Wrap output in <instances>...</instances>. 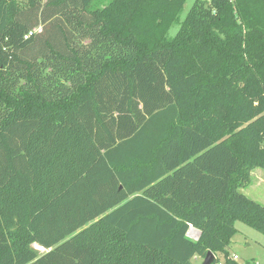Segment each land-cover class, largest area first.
Instances as JSON below:
<instances>
[{"label":"trees","instance_id":"16d2710c","mask_svg":"<svg viewBox=\"0 0 264 264\" xmlns=\"http://www.w3.org/2000/svg\"><path fill=\"white\" fill-rule=\"evenodd\" d=\"M186 3L0 0V264H237L236 222L264 235V0L169 38Z\"/></svg>","mask_w":264,"mask_h":264},{"label":"rangeland","instance_id":"374dc122","mask_svg":"<svg viewBox=\"0 0 264 264\" xmlns=\"http://www.w3.org/2000/svg\"><path fill=\"white\" fill-rule=\"evenodd\" d=\"M28 0H20L24 6ZM45 0H43L44 2ZM111 0H95V4L104 6ZM196 0H187L183 12L180 15V22L175 23L170 29L168 36L173 38L179 28L181 22L185 19L188 11L192 7ZM41 27H38L35 32L41 31ZM262 177V178H261ZM243 194L251 198L252 200L262 204L264 206V170L256 169L251 172V182L247 187L241 188ZM235 227L237 233L232 238V252L238 256L237 264H248V262H256L258 264H264V235L258 231L253 230L242 222H236ZM41 252H45L44 249L37 247ZM203 260H201V263Z\"/></svg>","mask_w":264,"mask_h":264},{"label":"built area","instance_id":"2783aa9c","mask_svg":"<svg viewBox=\"0 0 264 264\" xmlns=\"http://www.w3.org/2000/svg\"><path fill=\"white\" fill-rule=\"evenodd\" d=\"M32 33L29 34V36L31 35ZM27 38V37H26ZM189 235H190V238H192L193 240H198L199 238V235L200 233L195 230L194 228H191L190 232H189ZM231 259L234 260V261H237L238 259V256L234 255V256H231ZM219 264H224V261L220 262ZM257 264V263H256Z\"/></svg>","mask_w":264,"mask_h":264},{"label":"water","instance_id":"95a60500","mask_svg":"<svg viewBox=\"0 0 264 264\" xmlns=\"http://www.w3.org/2000/svg\"><path fill=\"white\" fill-rule=\"evenodd\" d=\"M189 237H190V235H189ZM215 259H216L215 254H213L211 251H209L207 253V255L205 256L202 264H213Z\"/></svg>","mask_w":264,"mask_h":264},{"label":"crops","instance_id":"0c3cea01","mask_svg":"<svg viewBox=\"0 0 264 264\" xmlns=\"http://www.w3.org/2000/svg\"><path fill=\"white\" fill-rule=\"evenodd\" d=\"M262 178V177H261ZM228 251H229V253H230V255L231 256H234V255H236V254H231V252H232V242H231V245L229 246V249H228ZM237 256V255H236ZM201 260H204V259H200V258H195L194 260H193V262H194V264H202L201 263ZM236 263H237V261H236ZM248 264H256V262H248ZM258 264V263H257Z\"/></svg>","mask_w":264,"mask_h":264}]
</instances>
